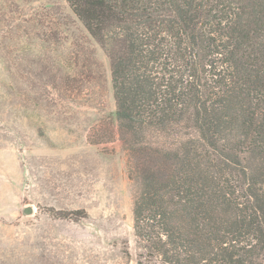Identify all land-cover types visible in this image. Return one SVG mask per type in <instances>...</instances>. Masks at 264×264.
I'll list each match as a JSON object with an SVG mask.
<instances>
[{"label": "trees", "instance_id": "obj_1", "mask_svg": "<svg viewBox=\"0 0 264 264\" xmlns=\"http://www.w3.org/2000/svg\"><path fill=\"white\" fill-rule=\"evenodd\" d=\"M138 164V264H264V0H67Z\"/></svg>", "mask_w": 264, "mask_h": 264}, {"label": "rangeland", "instance_id": "obj_2", "mask_svg": "<svg viewBox=\"0 0 264 264\" xmlns=\"http://www.w3.org/2000/svg\"><path fill=\"white\" fill-rule=\"evenodd\" d=\"M128 138L67 0H0V264H138Z\"/></svg>", "mask_w": 264, "mask_h": 264}, {"label": "water", "instance_id": "obj_3", "mask_svg": "<svg viewBox=\"0 0 264 264\" xmlns=\"http://www.w3.org/2000/svg\"><path fill=\"white\" fill-rule=\"evenodd\" d=\"M25 214H31L32 213V208H26L24 210Z\"/></svg>", "mask_w": 264, "mask_h": 264}]
</instances>
